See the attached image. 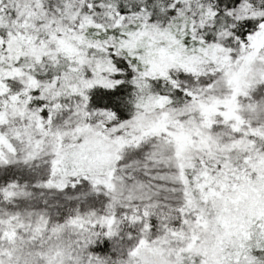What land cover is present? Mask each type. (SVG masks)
I'll use <instances>...</instances> for the list:
<instances>
[{"label":"snow or ice","instance_id":"snow-or-ice-1","mask_svg":"<svg viewBox=\"0 0 264 264\" xmlns=\"http://www.w3.org/2000/svg\"><path fill=\"white\" fill-rule=\"evenodd\" d=\"M0 264H264V0H0Z\"/></svg>","mask_w":264,"mask_h":264}]
</instances>
